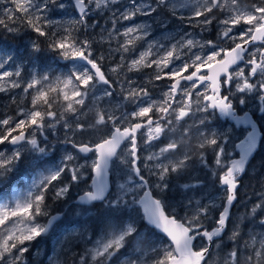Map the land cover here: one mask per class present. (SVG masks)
I'll return each instance as SVG.
<instances>
[{
  "label": "snow or ice",
  "instance_id": "obj_1",
  "mask_svg": "<svg viewBox=\"0 0 264 264\" xmlns=\"http://www.w3.org/2000/svg\"><path fill=\"white\" fill-rule=\"evenodd\" d=\"M0 31L34 34L27 55L0 46V189L25 157L43 165L0 190V264H29L61 218L49 199L73 188L99 231L77 233L76 252L65 230L51 264H264V232L241 244L231 219L264 147V0H0ZM41 53L56 68L40 71ZM254 195L250 218L264 211Z\"/></svg>",
  "mask_w": 264,
  "mask_h": 264
},
{
  "label": "rangeland",
  "instance_id": "obj_2",
  "mask_svg": "<svg viewBox=\"0 0 264 264\" xmlns=\"http://www.w3.org/2000/svg\"><path fill=\"white\" fill-rule=\"evenodd\" d=\"M67 12L70 14H75L74 10L69 8L67 9ZM107 13L104 14V18L107 17ZM165 16H168L167 13H164ZM94 18L100 19L101 24L104 23V18L99 17V14H97ZM169 19L171 20V18L169 17ZM89 23H92V19L89 20ZM177 22L175 20H171V22L168 24V27H170V29L168 28L169 32H173L175 27H176ZM110 27V25H109ZM100 32V29L97 28L95 29V31H90L88 33L89 37H95L97 36V34ZM0 43L1 42H5V40L7 38L12 37V39H14L15 43L19 44L20 43V47L24 50L26 49L27 43L29 42V40L31 38H34V34L33 33H27L24 35H19V36H15V35H10L7 34L3 31H0ZM162 34V30L159 28H156L154 35L157 36V38ZM215 33L213 32L211 35H206L204 38L205 39H211L214 38ZM12 47L14 46L13 44H11ZM22 50V51H23ZM94 50L96 51H104L105 54L106 50H107V45L104 46H100V45H95L94 46ZM48 55V54H47ZM116 59H118V57H116ZM105 63L107 64L108 61L106 60ZM42 64L44 65V68H40L41 71H46L48 69V67H52V68H56V64L51 60V58L49 57L48 59H42ZM7 99V98H6ZM254 104V101L250 103L249 107H252V105ZM237 135H239V133H237ZM258 155L263 154L264 155V147H261V149L257 152ZM59 156V152L56 153V157ZM56 157H53V159H55ZM29 157H25L24 160L21 162L20 164V172L19 173H14L13 176L10 177V179H15L18 181L23 182L22 180H20V177L22 175L25 174L26 170L29 173L35 174L36 172H32L30 170V167L28 169H26V167H28L29 163ZM260 158H253V164H257V161L259 162ZM210 162H211V157H210ZM252 164V165H253ZM263 162L260 164V166L258 168H255L254 166H250L251 162L249 164V167H247L246 173L242 176L241 178V187L238 190V196H243L242 200L240 202H247L249 199L248 197H251L250 200H254L256 201L257 197L254 195V193L257 192H264V164ZM31 167L33 165H30ZM43 166V165H42ZM22 167V168H21ZM17 174L19 175V177H14V175ZM196 175L200 176L201 178H204V172L200 171V170H196ZM9 179V180H10ZM188 177H183L180 178L179 180H177L176 178H173V190H171L169 192V197L170 198H174V200H180L182 198V193L180 191L179 188H176L175 185L178 183H185L188 181ZM24 187V183H22V186ZM83 185H80V188H83ZM209 189V191L212 190V194H215V190L209 186L207 187ZM3 191H11L10 189H6V186L1 189ZM79 191V189L77 188H73L72 192L69 195L68 198V202L67 203H63L65 206H67V209L69 211V213H74V216H70L69 218L67 217H63L62 215V219L59 220L51 229V231L49 232V234L44 237L43 239L39 240L38 243L34 244V247L32 250H30V252L27 254V258L29 261V264H51V259L56 257V251L58 250V248L61 246L60 241L62 240V234H65V230H68L69 232L72 233V235H74V233H77L78 231H80V228H78L79 226L76 227L75 224L70 223V221L75 218L78 217H85L84 215L80 214V210L72 203V201L75 199L77 192ZM200 192H207L205 190V188L201 189L200 191H198L196 194L200 195ZM192 193H189V195H191ZM241 198V197H239ZM240 200V199H239ZM254 204V203H252ZM245 206V205H244ZM100 208V207H99ZM248 212H246L245 214L243 213V216H239L237 212L234 211L233 216H232V220L236 221L237 223L241 224V221L244 222V226L242 227V234L245 235L247 233L246 230V226H250L249 223V216L247 215ZM261 214V217L264 216V213L262 214L261 212H258ZM93 213H89L87 216L92 215ZM264 226V225H263ZM78 228V230H77ZM262 229V227H260ZM253 232L256 233L255 230H253ZM259 232H263V231H259ZM53 234L52 237H50ZM230 234V233H229ZM86 235H88V233H86ZM91 236V235H90ZM93 239L95 238V236H92ZM50 238V239H49ZM85 247V244L83 246V248ZM232 247V246H231ZM39 249V252L37 253L36 249ZM126 251V250H125ZM114 264H118V261H115Z\"/></svg>",
  "mask_w": 264,
  "mask_h": 264
},
{
  "label": "trees",
  "instance_id": "obj_3",
  "mask_svg": "<svg viewBox=\"0 0 264 264\" xmlns=\"http://www.w3.org/2000/svg\"><path fill=\"white\" fill-rule=\"evenodd\" d=\"M0 36H1V34H0ZM7 41L13 42L15 40L12 39V38H8V40H5L4 43H8ZM4 43L1 42L0 44H4ZM40 68H42V66ZM254 158H257V159L260 158V159H262L259 162L257 161V164L256 165L253 164V161H252V164H253L252 166H254L255 168H258L262 162L264 164V155L263 154L258 155V153H256L255 156H254ZM34 170H36V169L32 168V171H34ZM15 177H19V176L16 175ZM17 182H18V180H15L13 178L10 179L9 182H8V184L6 185V188H9V187L11 188V186L13 184H16ZM22 183L23 182L19 181V186L20 187L22 186ZM239 197H241V198H240V200L237 203H241V204L245 205L244 207L241 208V211H243V213L245 214L251 208L252 203H255L256 201H254V200H248L247 202H244L243 203V202H240L242 200V196H239ZM48 203L51 206V212H52V214L57 213V212H62L63 217L69 218L70 216H74V213H69V211L67 209V206H65L63 204L64 202H54L53 200L49 199ZM99 207H100L99 205H96V208L97 209H99ZM237 209H239V208L238 207L236 208V212L238 213V210ZM261 213L263 214L264 211H261ZM260 217H261V214L258 213L255 218H251L252 220L249 222L250 223V226H246L245 227L246 230H247V233H249L251 225H253L256 228V230L257 229H261L260 227H262L261 230L264 231V226L261 225V224H259ZM70 223H75L76 226H81V227L87 228L89 230L88 231L89 232V235H91V236H96V234L99 231V229H98V227H97V225L95 223V213L92 214V215H89V216L75 218V219H73V221L71 220ZM208 223H209V225H211V221H209ZM52 236H53V234L50 237H52ZM70 239H72L73 242H74V245H75L74 251H76V252L83 251V246H84L85 243L83 241H80L79 235H72L70 237ZM64 247H67V245H65ZM58 253L60 254V260L63 261L65 259V254L62 251L61 246L56 251V256H57Z\"/></svg>",
  "mask_w": 264,
  "mask_h": 264
},
{
  "label": "flooded vegetation",
  "instance_id": "obj_4",
  "mask_svg": "<svg viewBox=\"0 0 264 264\" xmlns=\"http://www.w3.org/2000/svg\"><path fill=\"white\" fill-rule=\"evenodd\" d=\"M167 28H169L170 29V27H168L167 26ZM206 35H208V34H206ZM205 35V36H206ZM10 38H12V37H10ZM6 40H8V38L6 39ZM8 43H4V44H0V46H2L3 45V47L4 48H7V49H15L16 50V52L18 53V54H23V55H27V51H26V49H22L19 45H20V43L19 44H17V43H15V42H9V41H7ZM11 44H13L14 46L12 47V45ZM19 48V49H18ZM23 50V51H22ZM45 56H47V53H41V59L38 61V64H39V68L42 66V68H44V65L42 64V59H44V57ZM40 71H41V69H40ZM6 101V97L5 96H3L2 94H0V103H3V102H5ZM14 112H15V109L13 108L12 109V114H14ZM238 133V132H237ZM254 158V157H253ZM252 158V159H253ZM252 159H251V165L250 166H252ZM250 164V163H249ZM31 164H29L28 165V167H26V169H28L29 167H30V170L32 171V168H34V169H36V170H34V171H32V172H38V171H40V170H42V168H43V166L42 165H38V166H30ZM248 167H249V165H248ZM22 168V167H21ZM26 172H27V170H26ZM17 174H15L14 175V177L16 176ZM12 176H13V174H12ZM19 176V175H18ZM9 182V181H8ZM8 184V183H7ZM11 188H12V186H11ZM6 189H10V187L9 188H6ZM1 190V189H0ZM205 190L207 191V192H209V193H211L212 192V190L211 191H209V189L206 187L205 188ZM243 197V196H242ZM75 199H76V197H75ZM74 199V200H75ZM239 196H238V200H237V202L239 201ZM73 200V201H74ZM237 202H235L234 203V205H233V207L231 208V219H232V216H233V213H234V211L236 212V208L238 207L239 209H237L238 210V215L240 216H243V211H241V208L242 207H244V205L243 204H241V203H237ZM74 204V203H73ZM75 205V204H74ZM59 213H61V215H63L62 214V212H59ZM252 219L251 218H249V222L251 221ZM232 221H234V220H232ZM73 224H75V223H73ZM244 224V222L243 221H241V228L244 226L243 225ZM78 225V224H77ZM231 230H232V224H231V222H230V224H229V229H228V231L225 233V235H224V237H223V240H224V245H223V250H222V252L220 253L221 255H223V252H226V251H228L229 249H231V246H232V244H231V242L230 241H228V235H229V233L231 232ZM253 230H255L256 231V233H259V231H262L261 229H257L256 230V228L253 226V225H251V227H250V231H249V233L250 232H253ZM264 232V231H263ZM88 233V235H89V232H87ZM249 233H247V234H245V235H241V238H240V243L242 244V243H244V241H247L248 239H249Z\"/></svg>",
  "mask_w": 264,
  "mask_h": 264
},
{
  "label": "bare ground",
  "instance_id": "obj_5",
  "mask_svg": "<svg viewBox=\"0 0 264 264\" xmlns=\"http://www.w3.org/2000/svg\"><path fill=\"white\" fill-rule=\"evenodd\" d=\"M2 47H3V45H2ZM16 49V48H15ZM19 49V48H18ZM61 214V213H60ZM61 219H62V215H61ZM60 219V220H61ZM58 222V221H57ZM77 227V226H76ZM78 228H80V231H78L77 233H79V232H81V231H83L84 229H85V227H81V226H79ZM78 228H77V230H78ZM77 233H74V235H77Z\"/></svg>",
  "mask_w": 264,
  "mask_h": 264
},
{
  "label": "water",
  "instance_id": "obj_6",
  "mask_svg": "<svg viewBox=\"0 0 264 264\" xmlns=\"http://www.w3.org/2000/svg\"><path fill=\"white\" fill-rule=\"evenodd\" d=\"M57 213H59V212H57ZM57 213H54V214H57ZM60 219H61V218H60ZM60 219H59V220H60ZM59 220H58V221H59Z\"/></svg>",
  "mask_w": 264,
  "mask_h": 264
}]
</instances>
